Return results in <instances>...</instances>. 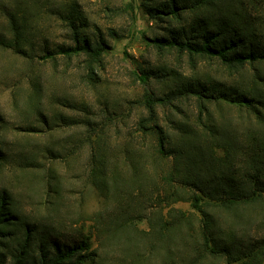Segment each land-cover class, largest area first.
I'll use <instances>...</instances> for the list:
<instances>
[{"label": "trees", "instance_id": "16d2710c", "mask_svg": "<svg viewBox=\"0 0 264 264\" xmlns=\"http://www.w3.org/2000/svg\"><path fill=\"white\" fill-rule=\"evenodd\" d=\"M33 1L17 0L6 12L10 36L0 34V45L19 55L36 52L27 36ZM142 2L155 20L183 19L155 36V46L218 58L233 77L181 80L164 101L194 96L196 121L171 115V132L142 119L140 130L152 129L155 142L121 145L122 160H110L106 143H90L88 180L103 207L92 214L88 235L80 231L77 240L60 241L55 225L29 220L1 190L0 264H264V0ZM57 14L72 29L73 43L55 52H83L99 62L104 42L79 30L78 9L71 4ZM139 71L145 80L147 71ZM152 100L146 99L151 115ZM17 160L26 169L41 168L34 153ZM45 173L58 195V181L50 182V169ZM178 201L191 210L175 207ZM142 221L145 229L138 227Z\"/></svg>", "mask_w": 264, "mask_h": 264}, {"label": "rangeland", "instance_id": "374dc122", "mask_svg": "<svg viewBox=\"0 0 264 264\" xmlns=\"http://www.w3.org/2000/svg\"><path fill=\"white\" fill-rule=\"evenodd\" d=\"M16 1L0 0V34L10 36L6 12ZM142 1L34 0L27 36L35 54L19 55L0 45V148L6 153L0 160V191L10 193L29 220L55 225L62 242L77 240L80 231L90 234L92 214L103 207L88 180L90 143H106L110 160H122L121 145L155 142L152 129L145 135L140 130L142 119L167 131L171 115L196 121L194 96L164 101L181 80L233 77L234 70L218 58L155 46V36L168 34L183 19L155 20L145 13ZM71 4L83 18L79 30L92 41L104 42L99 62L83 52H55L57 45L73 43L72 29L57 14ZM45 45L49 54L43 51ZM139 69L147 71L145 80ZM46 147L53 152H45ZM21 153H34L40 170L19 164ZM47 169L53 173L50 182L58 181V195L47 185ZM174 206L191 210L186 201ZM138 227L145 229L146 222ZM90 242L96 245L94 236Z\"/></svg>", "mask_w": 264, "mask_h": 264}]
</instances>
